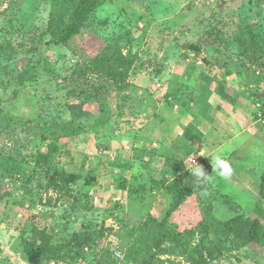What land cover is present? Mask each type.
<instances>
[{"label":"rangeland","instance_id":"1","mask_svg":"<svg viewBox=\"0 0 264 264\" xmlns=\"http://www.w3.org/2000/svg\"><path fill=\"white\" fill-rule=\"evenodd\" d=\"M80 2L0 0V264H29L24 244L33 228L72 238L52 257L65 264L80 256L93 264H196L213 249L218 260L209 264H264V249L234 235H219L218 249L210 239L216 222L264 208V125L259 141L245 130L226 149L240 147L224 157L230 177L212 169L207 183L194 179V196L178 208L165 193L189 166L170 176L135 147L177 90L262 101L264 73L255 70H264V0H108L62 42ZM208 114L228 113L210 106ZM49 148L38 164L39 150ZM202 216L213 225L203 242Z\"/></svg>","mask_w":264,"mask_h":264},{"label":"crops","instance_id":"2","mask_svg":"<svg viewBox=\"0 0 264 264\" xmlns=\"http://www.w3.org/2000/svg\"><path fill=\"white\" fill-rule=\"evenodd\" d=\"M255 72L260 78L264 70L256 68ZM203 90L206 93L203 94L195 88L194 94L190 93V95L186 88L177 90L173 96L175 100L171 102L173 106L164 103L159 105L158 114L145 122L144 134L135 146L137 156L139 149L144 150L147 161L151 162L149 164L153 168H157L161 162V171H169L171 176L175 171H180L174 169L178 168V165L183 167L185 161L188 162V170H190L192 165L189 157L193 155L195 163L202 165L206 174H211L213 166L208 157L216 153H221L227 158L238 154L239 146H234L228 151L226 149L242 132L251 131L255 139L259 141L257 125H264V98L261 102L256 101L254 105L251 103L249 94L233 92V104L228 106L223 99H219L222 97L214 89L204 88ZM210 106L217 114L224 115L227 112L225 119L221 120V117L216 120L211 117L208 114ZM257 108L259 109L256 111ZM254 113L256 115L253 116ZM251 118H254L253 124H250ZM239 129L243 131L236 133ZM199 152H203L204 156ZM137 158V164H139ZM221 192L223 191L215 186L214 193H219L223 197ZM53 262L65 264L62 261Z\"/></svg>","mask_w":264,"mask_h":264},{"label":"trees","instance_id":"3","mask_svg":"<svg viewBox=\"0 0 264 264\" xmlns=\"http://www.w3.org/2000/svg\"><path fill=\"white\" fill-rule=\"evenodd\" d=\"M107 1L108 0H81L80 4L78 5L77 13L74 17V22L65 30L62 42H68L74 35L79 34L84 27L87 18ZM24 74L25 72L19 76L21 85H23L25 81ZM17 96L18 95H16V97ZM221 96L223 99L227 98L232 101V96L226 94L225 92H222ZM2 113L3 109L0 108V115ZM52 151L53 150L49 148L48 152L43 154V152L39 150L37 154L38 164H41V159L47 158ZM48 171H50V169H48ZM195 187L194 178L190 172L186 171L182 176L177 178L172 184L169 185V190L165 193V196H170L178 208L181 207L184 202H187L190 197L194 196ZM259 189L260 197L264 198V174L261 177ZM259 202L260 201H258V203ZM216 225V233L210 238L215 243L216 249H218L217 247H222V243L218 240L219 235H222L223 237H230L234 235L238 237V240L244 247L264 249V208L261 203L256 205L252 215L247 217H239L235 222L231 221L222 223L218 221L216 222ZM211 226L213 225L205 223V218L202 216V221L199 223V227L203 228L200 230V233L203 235L202 242L205 237L212 233L213 228ZM159 232L162 233V229H160ZM71 240V237L58 238L44 230L33 228L28 240L24 244V252L26 254L28 263L41 264L45 257L55 258L59 256L64 251L66 246L71 242ZM80 257H78L72 264H75L80 259ZM54 258H52L53 260H51L49 264H51L53 261H61ZM208 259L204 258L202 261H198L196 264H209V261H217L218 257L215 258L214 249L209 250ZM193 264H195V262H193Z\"/></svg>","mask_w":264,"mask_h":264},{"label":"clouds","instance_id":"4","mask_svg":"<svg viewBox=\"0 0 264 264\" xmlns=\"http://www.w3.org/2000/svg\"><path fill=\"white\" fill-rule=\"evenodd\" d=\"M199 154L204 156L203 152H199ZM208 158H210L213 169L215 172L219 174V176L223 178H227L233 174V168L231 166V163L226 158H224V156L221 153H216ZM189 160L191 161V165H192L190 173L192 177L195 179L197 185L207 183L210 179V175L205 173L201 165L195 163L193 155L189 157ZM184 164L186 165L187 168L188 162L185 161Z\"/></svg>","mask_w":264,"mask_h":264},{"label":"built area","instance_id":"5","mask_svg":"<svg viewBox=\"0 0 264 264\" xmlns=\"http://www.w3.org/2000/svg\"><path fill=\"white\" fill-rule=\"evenodd\" d=\"M52 264H57V263L53 262ZM75 264H93V263L84 259H79Z\"/></svg>","mask_w":264,"mask_h":264}]
</instances>
